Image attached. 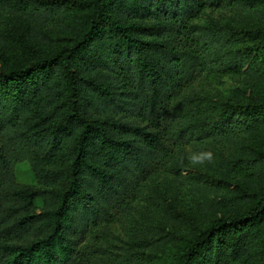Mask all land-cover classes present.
<instances>
[{
    "label": "trees",
    "instance_id": "1",
    "mask_svg": "<svg viewBox=\"0 0 264 264\" xmlns=\"http://www.w3.org/2000/svg\"><path fill=\"white\" fill-rule=\"evenodd\" d=\"M214 4L0 0V18L30 23L26 34L0 30V45L26 49L0 60V264H85L91 228L187 147L215 158L187 181L216 216L172 260L147 252L150 264H264V97L216 98L192 84L205 72L264 89V26L199 22ZM227 6L264 20V0ZM56 28L67 41L53 40ZM23 160L41 188L16 179Z\"/></svg>",
    "mask_w": 264,
    "mask_h": 264
},
{
    "label": "rangeland",
    "instance_id": "2",
    "mask_svg": "<svg viewBox=\"0 0 264 264\" xmlns=\"http://www.w3.org/2000/svg\"><path fill=\"white\" fill-rule=\"evenodd\" d=\"M214 1L216 4L202 13L197 19L199 22L204 23L211 17L246 27L252 24L264 26V20L256 19L251 23L249 18L231 11L227 6L231 0ZM52 23L54 21L50 20L47 26L52 27ZM8 27L15 28L20 34H26L30 23L21 16L6 15L0 18V30L5 32ZM56 29L58 30L53 40L67 41L68 32ZM46 30L52 32L49 28ZM25 51V47L15 41L8 45H0V60L2 54L14 59L23 55ZM192 84L203 94L216 98L248 100L264 97V89L246 87L232 76L210 79L203 72L201 75H195ZM193 154L199 155L203 152L187 147L184 151L175 150L169 154L166 162L159 165L147 181H141L139 187L134 188L123 204L112 212L107 223L91 228L79 246L85 252V264H150L152 258L156 263L172 260L184 248L194 232L201 230L214 219L216 215L198 201V195L191 189V182L187 181V178L190 175L206 173L215 158L212 155L210 163L207 160L203 163H193L190 160ZM217 154L220 155L218 152ZM15 173L18 181L35 184L41 188L28 160L19 162ZM166 219H170L171 224L167 223ZM158 224H164L165 230H169L177 237L166 242V236L163 235L167 233L166 231L162 233ZM144 235L155 236L154 243L149 246L138 245L137 239ZM140 248L145 253L140 252ZM147 252H151L152 258Z\"/></svg>",
    "mask_w": 264,
    "mask_h": 264
},
{
    "label": "clouds",
    "instance_id": "3",
    "mask_svg": "<svg viewBox=\"0 0 264 264\" xmlns=\"http://www.w3.org/2000/svg\"><path fill=\"white\" fill-rule=\"evenodd\" d=\"M191 162L193 163H203L205 160H207V162H212V154L211 153H203V154H193L190 157Z\"/></svg>",
    "mask_w": 264,
    "mask_h": 264
}]
</instances>
